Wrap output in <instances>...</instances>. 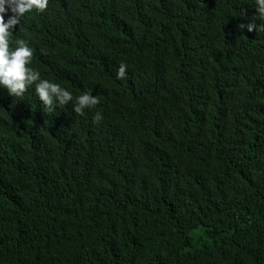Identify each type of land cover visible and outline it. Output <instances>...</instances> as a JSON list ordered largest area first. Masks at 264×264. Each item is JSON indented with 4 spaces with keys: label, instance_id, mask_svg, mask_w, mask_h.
<instances>
[{
    "label": "trees",
    "instance_id": "1",
    "mask_svg": "<svg viewBox=\"0 0 264 264\" xmlns=\"http://www.w3.org/2000/svg\"><path fill=\"white\" fill-rule=\"evenodd\" d=\"M18 39L73 100L0 86V264H264L254 0H49Z\"/></svg>",
    "mask_w": 264,
    "mask_h": 264
},
{
    "label": "clouds",
    "instance_id": "2",
    "mask_svg": "<svg viewBox=\"0 0 264 264\" xmlns=\"http://www.w3.org/2000/svg\"><path fill=\"white\" fill-rule=\"evenodd\" d=\"M257 14L264 18V0H254ZM49 0H0V86L8 93L22 97L29 86L35 84V91L43 105L55 109L57 103L64 105L73 100V93L60 84L42 79L40 72L31 67L34 58L33 48L24 39L15 41L16 47L10 48L13 29L20 23L21 17L33 10L43 12ZM11 15H8V13ZM7 16V18H6ZM249 23L247 28L252 30ZM127 65L120 63L117 78L124 79L127 75ZM100 103V97L85 92L75 98L73 110L83 115L85 109H93ZM102 119V113H94V122Z\"/></svg>",
    "mask_w": 264,
    "mask_h": 264
},
{
    "label": "bare ground",
    "instance_id": "3",
    "mask_svg": "<svg viewBox=\"0 0 264 264\" xmlns=\"http://www.w3.org/2000/svg\"><path fill=\"white\" fill-rule=\"evenodd\" d=\"M163 130V129H162Z\"/></svg>",
    "mask_w": 264,
    "mask_h": 264
}]
</instances>
